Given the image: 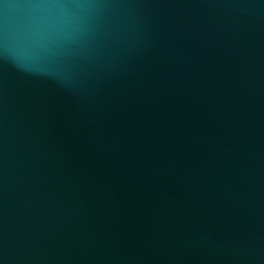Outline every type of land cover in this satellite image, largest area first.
<instances>
[{"label":"water","instance_id":"1","mask_svg":"<svg viewBox=\"0 0 264 264\" xmlns=\"http://www.w3.org/2000/svg\"><path fill=\"white\" fill-rule=\"evenodd\" d=\"M0 264H264V0H0Z\"/></svg>","mask_w":264,"mask_h":264}]
</instances>
